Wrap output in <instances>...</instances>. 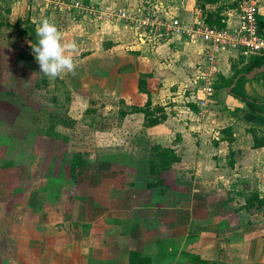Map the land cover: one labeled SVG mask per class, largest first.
Wrapping results in <instances>:
<instances>
[{
    "label": "crops",
    "instance_id": "obj_1",
    "mask_svg": "<svg viewBox=\"0 0 264 264\" xmlns=\"http://www.w3.org/2000/svg\"><path fill=\"white\" fill-rule=\"evenodd\" d=\"M89 1L105 13L126 10L136 14L141 7L157 4L164 16H178L186 22L199 18L205 22V14L220 6L224 26L236 27L241 0H219L206 4L204 11L195 0H83ZM30 3H9V10L4 11L6 22L13 25L30 15L36 24L47 18L66 42H75V70L80 67L83 74L77 78L64 73L70 109L75 110L76 96L82 91L83 101L93 103L89 79H98L95 96L114 100L116 115L126 110L120 105L129 101L141 106L146 97L136 94L137 80L143 77L152 105L162 106V122L146 127L142 112H129L120 118L122 124L114 134L143 132L150 147L174 148L180 161L154 176L163 178L160 185L148 188V157L124 150L142 146L136 140L128 146L123 137L99 141L94 157L72 145L70 128L64 126L57 130L67 141L48 137L60 144L59 150L44 148L47 137L29 142L24 135L28 127L22 126V106L33 98L42 105L38 94L43 92L42 84L37 83L50 78L40 73L35 59L29 60L31 67L17 61L20 48L27 46L25 38L6 35V39L0 34V264H129L131 252L145 257L136 258V264H264V146L254 148L249 131L254 127L264 132V118L247 111L244 102L231 93L232 87L223 86L234 69L245 66L247 58L240 62L239 53L222 52L217 74L222 84L214 85L207 111L201 114L196 77L204 59L201 41L156 39L136 22L96 19L74 9L66 13L49 9L48 13V7ZM257 21L264 33V0ZM94 64L98 69L89 73ZM72 77L78 88L72 87ZM30 80L35 85L31 91L24 87ZM241 91L264 101V71L245 77ZM131 119L135 124L129 128L126 122ZM86 126L92 131L90 124ZM225 127L231 128V141L222 130ZM99 132L113 137L111 130ZM28 146L36 153L21 156L22 148ZM229 151L234 153L229 155ZM75 152L82 154L81 170L72 174Z\"/></svg>",
    "mask_w": 264,
    "mask_h": 264
},
{
    "label": "rangeland",
    "instance_id": "obj_2",
    "mask_svg": "<svg viewBox=\"0 0 264 264\" xmlns=\"http://www.w3.org/2000/svg\"><path fill=\"white\" fill-rule=\"evenodd\" d=\"M12 4V2L8 1V0H2V2L0 3V24H1V29H0V34L4 36V38H6L5 36L7 35L9 38H19L17 35L14 36L13 33L14 30L16 31V28H13V26L9 25L6 21L8 19V16L4 15V11L7 8L6 11L9 10V3ZM30 3V2H29ZM30 4H32V6L34 7H38V8H46L48 7L45 12L49 13V9H53V11L55 12L57 7H52L50 5H46L44 3H33L31 2ZM7 6V7H6ZM55 9V10H54ZM57 12H69L71 10L68 11H60L59 9H57ZM34 13V12H33ZM30 16V15H29ZM71 17V15H68ZM34 19L37 18L36 14H33ZM7 23V25H6ZM66 22L64 21V23H62L61 25L65 24ZM60 25V26H61ZM138 25V24H137ZM10 26V27H9ZM140 27V25H138ZM3 29V30H2ZM11 29V31L13 33H11V31H7ZM25 38V39H24ZM7 39V38H6ZM26 40L27 46L24 45L23 47H21V53L23 55H27V56H33L34 54L32 53V49L30 47V41L26 38H19V40ZM23 40V41H24ZM1 43V40H0ZM7 55L6 52L4 51L3 56ZM16 56V54H15ZM81 57V55H79ZM22 56L19 55L18 56V60L17 61H21L23 62H28L27 65L29 67H31L32 65L26 57L21 58ZM5 59H7V57H4ZM24 59V60H23ZM82 67V66H81ZM103 66L99 67L100 69ZM77 69L74 72V75L77 76V78L82 75V70L80 67H76ZM97 68V64L91 66L89 73H91V71L96 70ZM105 69V67H104ZM103 70V68H102ZM80 72V73H79ZM67 73V72H66ZM65 73V74H66ZM63 73L62 79L59 77L56 78H50V79H46L48 81V84L45 85L43 82H40V80L38 81L37 85L42 84V90L43 92L38 93L41 97H43V103L42 105H40V100H36L33 99H29L28 101V105L27 106H22V108H24V110H21V112L25 113L24 115H22V119H23V125L22 126H27L28 127V132H26L24 135L27 136V139L29 142H33L36 140V138L39 139H43V137H47L45 138L44 142H46L44 144V148L46 149H52V150H59V146L60 144L57 142H54L51 138L48 139V136L44 135V132L46 131L47 127L49 125H53L57 122L58 123L55 126L56 131H58L57 129H59V126H63L61 125V121L62 120H68L71 119L72 117L68 114V112H70L72 115H75L76 118H74L75 123L74 125H72L71 127H67L70 128L68 130L69 135L71 136L70 141L72 142V145L80 150H84L85 151V155H90L92 154V157H94V154H98L97 151H95V147H98V142H102L103 140L105 142L109 141V140H115V138L120 139L123 137L125 146L131 145L133 141H138L139 143H141L142 146H136L137 149H129V147L124 148L125 151H129V152H135L136 155H140L141 157L146 155L148 157V159L150 158V144L146 139L148 138L146 135L143 134V132H133V134L135 135V137H133V134L131 132H118V135L114 134V132L117 131V126L119 124H122L121 121V113H118L117 115L116 113V109L114 108L116 103H113V99L112 98H108V99H101L98 98V91H97V87L98 86V82L96 80V82H89L88 81V85L91 87V95H92V99L93 103H87L83 101V94L84 91L80 92L79 94H77V98H79V100L75 101L74 106H77L75 108V110L70 109V107H72V99H70L69 95V90L66 89V83L67 76ZM71 76V75H70ZM71 85L73 88H78L79 83L77 81H74L73 77L70 79ZM33 81L30 80V83H26L24 85L26 90L31 91L35 85L32 84ZM151 91V90H148ZM8 93V92H7ZM9 95L11 93H8ZM17 94V92H16ZM23 94V93H22ZM137 96H143L146 97L144 95L143 92H137L136 94ZM18 96V95H15ZM13 99L17 100L18 98H15L12 95ZM132 97V94H131ZM76 98V99H77ZM142 98V99H143ZM129 100V99H128ZM19 100H17L18 102ZM35 101V102H34ZM90 101V100H89ZM22 103H24V100H21ZM31 102V103H30ZM126 102V101H125ZM20 103V101L18 102ZM36 103V105H35ZM132 103V104H129ZM134 102L129 101L128 104H121L120 108H124L126 110H121L127 112L126 114H128L130 112L131 106H133ZM88 105V108L84 111V107ZM23 105H26L25 103ZM43 107V108H42ZM119 108V109H120ZM73 119V118H72ZM127 125L130 128V123H134L133 120L131 119L130 121L126 122ZM90 124V127H92V131H90V129L88 128V125ZM135 124V123H134ZM66 127V126H64ZM119 127V126H118ZM140 129V128H137ZM101 130H105V131H112L113 137L110 134H103L99 131ZM43 136V137H42ZM104 137V138H103ZM38 140V139H37ZM62 141V140H61ZM137 143V142H136ZM87 149V150H85ZM94 149V150H93ZM51 150V151H52ZM24 153H23V152ZM21 151V156H29L35 152L34 147H30L28 146L26 149L22 148ZM49 152V151H48ZM129 152H126L125 154L127 155ZM50 153V152H49ZM80 153V152H79ZM81 154V153H80ZM82 156V154H81ZM28 161V159H27ZM141 167L144 168L145 170V166L146 164H142L139 165ZM91 169H95V165L91 166ZM147 170H148V166H147ZM163 174V173H162ZM158 176L156 177H148V179H157Z\"/></svg>",
    "mask_w": 264,
    "mask_h": 264
},
{
    "label": "built area",
    "instance_id": "obj_3",
    "mask_svg": "<svg viewBox=\"0 0 264 264\" xmlns=\"http://www.w3.org/2000/svg\"><path fill=\"white\" fill-rule=\"evenodd\" d=\"M12 3L28 1L57 7L60 11L76 10L82 15L101 20H125L136 22L156 39L186 37L189 41H201L204 46L202 67L198 70L197 85L202 97L198 104L200 113L207 109V98L215 90L217 74L221 72L220 58L223 51L239 53L245 59L251 55H264V37L259 33L257 14L261 0H241L239 20L236 27L209 25L202 20L186 22L178 16H164L157 4L149 9L141 7L139 13L126 10L105 13L93 1L83 0H8Z\"/></svg>",
    "mask_w": 264,
    "mask_h": 264
},
{
    "label": "trees",
    "instance_id": "obj_4",
    "mask_svg": "<svg viewBox=\"0 0 264 264\" xmlns=\"http://www.w3.org/2000/svg\"><path fill=\"white\" fill-rule=\"evenodd\" d=\"M197 6L204 11L206 4H215L219 0H195ZM238 2L239 0H234ZM236 2L232 4V6H235ZM221 10V7L218 6V8L215 11L207 12L205 14V22L209 25H216L223 27L224 22L223 17L219 15V12ZM35 22L30 19V16H27L25 18L17 19V21L11 25L14 28H16L18 32V37L23 38L26 37L31 43L37 42V37L35 33ZM259 33L261 35H264V33L259 30ZM19 55H21V58L26 57L28 60H33V56H27L23 55L21 52H19ZM243 59H245L243 56L241 57V61L243 62ZM264 65V55H251L247 58V61L245 63V66L241 69H234L232 75L224 82L223 86H230L233 79L242 72H248L254 68H258L260 66ZM219 76V80H220ZM245 79L243 75H241L234 87L231 88V93L239 98L241 101L245 104V109L253 114H256L258 116H261L264 118V101L257 100L255 98H252L248 96L247 94L243 93L241 91V81ZM215 82V87L218 88L221 86L222 83ZM45 85L48 84V81L45 79H42V81ZM38 86V85H37ZM137 89L138 92H143L146 96V99L141 106H131L130 112H142L144 115V126L149 127L156 124H159L163 120V113H162V106L159 104L152 105L151 100V93L146 89L145 81L143 77H139L137 80ZM69 96V95H68ZM70 97V96H69ZM190 108L193 110H197V108L189 104ZM127 112L122 111L120 116L123 118L126 115ZM60 123L57 122L53 125H49L44 132L45 136L51 137L53 139L67 141L68 137L66 135L61 134L60 132L56 131L55 126ZM75 120L74 119H68V120H62L61 125L66 127H71L74 125ZM223 132L227 135V140L231 141L233 139L231 128L225 127L222 129ZM249 131L252 133L253 136V147L258 148L264 146V132L263 131H257L254 127L249 128ZM234 151H229V155H232ZM81 154L79 152H75L73 154L72 163L70 165V171L72 174L79 173L81 170ZM180 161V157L177 155L174 148L171 147H163L160 144H153L150 147V158L148 159V174L150 176H155L161 174L163 171L169 170L174 163H177ZM163 178L160 177L156 180H148L147 187H155L162 183ZM251 196H254L253 198L257 200L259 204L262 203V200L258 197L257 194H252ZM250 199V198H249ZM139 260H145L144 255H141L138 252H131L129 256V264H136L135 259ZM203 264H206L205 262Z\"/></svg>",
    "mask_w": 264,
    "mask_h": 264
},
{
    "label": "clouds",
    "instance_id": "obj_5",
    "mask_svg": "<svg viewBox=\"0 0 264 264\" xmlns=\"http://www.w3.org/2000/svg\"><path fill=\"white\" fill-rule=\"evenodd\" d=\"M35 33L37 42H30V47L40 73L49 78L59 77L65 72L74 73L75 42H66L62 32L47 18L36 21Z\"/></svg>",
    "mask_w": 264,
    "mask_h": 264
},
{
    "label": "water",
    "instance_id": "obj_6",
    "mask_svg": "<svg viewBox=\"0 0 264 264\" xmlns=\"http://www.w3.org/2000/svg\"><path fill=\"white\" fill-rule=\"evenodd\" d=\"M264 71V65L258 67V68H254L252 70H250L249 72L247 73H240L238 74L234 79H233V82L231 83L230 87L228 88V90H230L231 87H234L236 85V82L238 80V78L243 75L247 78H252L253 76H255L256 74L260 73V72H263Z\"/></svg>",
    "mask_w": 264,
    "mask_h": 264
}]
</instances>
